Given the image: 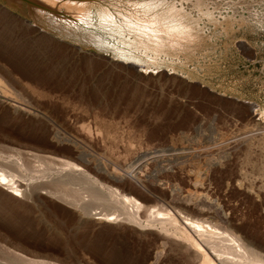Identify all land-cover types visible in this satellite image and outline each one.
Instances as JSON below:
<instances>
[{
  "label": "rangeland",
  "instance_id": "1",
  "mask_svg": "<svg viewBox=\"0 0 264 264\" xmlns=\"http://www.w3.org/2000/svg\"><path fill=\"white\" fill-rule=\"evenodd\" d=\"M57 2L54 15L70 29L54 20L52 39L0 21L10 29L1 51L22 57L13 74L28 81L8 80V88L31 108L23 115L0 97V147L38 145L41 135L40 150L54 134L75 141L109 173L133 177L145 207L159 199L220 217L264 247V0ZM66 2L87 9V26L68 24L74 11ZM43 199L0 194V234L75 263L190 264L154 229L93 224Z\"/></svg>",
  "mask_w": 264,
  "mask_h": 264
},
{
  "label": "bare ground",
  "instance_id": "2",
  "mask_svg": "<svg viewBox=\"0 0 264 264\" xmlns=\"http://www.w3.org/2000/svg\"><path fill=\"white\" fill-rule=\"evenodd\" d=\"M5 2L7 4L5 7L0 4V21H6L15 29H17V25L24 27L27 30L25 32H29L28 35L34 40L47 35L52 39L54 36L49 32L52 28L51 31H54V20L63 19L60 15H54V8L60 9L57 0H5ZM24 5H28L27 16H24L25 11L22 10ZM64 5L74 11L72 15L70 14L72 21L68 24L71 23L73 26L79 24L80 26L84 23L82 20L88 21V11L83 8L82 4H67L66 2ZM12 9L21 10L23 15L21 19L14 12L15 15L11 13ZM107 16L109 17V15ZM62 21V24L58 22V26L64 30L68 29L70 24L66 27L67 20ZM8 34H10V29L0 30V35L8 36ZM16 42L19 41L16 40ZM15 49L17 50L14 48V51ZM1 50L0 48V97L8 99L12 103L9 106L13 111L30 115L31 108L13 101L14 94L9 90L11 87L8 88V80L18 85L23 84L27 78L26 76L24 80L22 79L24 81L22 82L21 78L18 79L19 72L16 73L18 78H15L13 74L21 63L18 60H22V57L16 60L18 57L8 56ZM20 73L25 77L26 73ZM29 78L28 76L27 79ZM45 119L49 120V117ZM32 136L34 138V135ZM55 138L56 134H54V142L50 141L51 145H48L50 148L47 150L39 149L38 145L45 143L42 135L35 137L38 145L15 142V148L0 147L1 196L14 201L26 199L33 203L42 198L59 201L71 207L73 213L80 218L91 216L93 224H125L141 229H154L161 238L167 241L168 249L184 254L190 264H264V247L246 237L229 221L217 216H210L208 213L188 212L179 208L177 204L171 205L159 199L158 202H161L159 206L147 208L142 204L143 201L141 202L133 195L132 180H135L133 177L128 176V179H125L116 171L109 173L105 164L98 158L95 157L100 162L94 161L91 159L92 157L82 153L75 141L56 140ZM2 227L4 228V225ZM5 227L7 228V225ZM16 242H12L0 234V243L2 244L0 246V264H88L85 261L75 263L69 255L60 259L52 254L37 253L36 250H28L23 247L24 245ZM53 246L55 247V245ZM57 248H54L55 251L58 250ZM61 252L63 251L61 250ZM84 260L86 259L84 258Z\"/></svg>",
  "mask_w": 264,
  "mask_h": 264
}]
</instances>
